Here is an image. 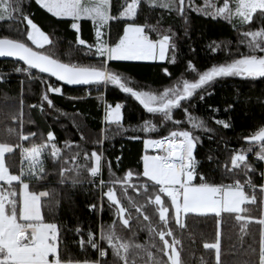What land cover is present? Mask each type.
<instances>
[{
	"label": "trees",
	"instance_id": "obj_1",
	"mask_svg": "<svg viewBox=\"0 0 264 264\" xmlns=\"http://www.w3.org/2000/svg\"><path fill=\"white\" fill-rule=\"evenodd\" d=\"M155 5L141 3L134 19H111L108 24V43L114 44L123 34L126 24L145 27L150 38L156 40L169 35L174 48H169L163 62L111 61L109 70L119 74L127 86L135 91L161 95L164 90L179 87L185 80L196 82L200 74L211 67L231 63L250 52L251 37L245 31L264 29V18L256 13L249 24L241 25L234 19L212 18L203 8L202 0H193L183 14ZM225 0H211L222 6ZM19 5L21 0H12ZM124 0H110V16L121 14ZM175 8V5H173ZM22 12L29 16L45 32L50 43L43 48L34 47L26 39V21L20 11L13 12L12 19L0 21V38L25 42L41 54L49 55L62 63L100 67L105 58L89 55L86 46L79 45L81 38L86 45L95 44L93 23L82 19L80 31L71 28L70 18L53 17L40 8L35 0H23ZM151 28L157 31H150ZM93 53L95 49H92ZM253 54L264 56V52ZM172 57L175 62H171ZM189 63L195 71L189 68ZM18 68L24 71H17ZM24 63L0 58V143L13 146L5 154V165L14 175H20L34 192L46 191L41 198L44 222L57 225L59 231V257L64 261H99L100 264H125L113 254L106 241L100 240L101 232L112 230L119 240L128 245L121 256L127 264H171L168 249L159 233H165L169 244L173 239L179 264H217L216 249H206L205 243H215L219 234L220 264H258L259 249L264 225V162L256 157L261 143L248 144L245 137L254 135L264 127V78L218 77L198 89L181 107L172 110V121H164L161 114H149L133 97L110 84L71 86L36 69L27 70ZM27 70L28 72H26ZM170 73V75L166 74ZM48 84L60 88V93L50 92ZM47 95L51 104L43 99ZM201 96L203 99H201ZM121 102L120 124L103 122L106 103ZM187 109V115L184 111ZM202 125L193 128L192 122ZM148 121L156 131H142ZM179 121L180 123H175ZM216 121L229 125L224 128ZM188 130L199 137L194 150L197 161V178L200 174L213 185L245 184L251 181L255 202L246 204L239 213L183 216L184 227L172 218L174 211L170 198L159 192V186L147 180L142 173L141 156L143 139H159L170 136L172 131ZM54 139L48 141V134ZM27 135V140L21 139ZM44 145L39 157L43 170L37 165L32 175H27L29 161L24 149ZM59 149L56 157L50 155L51 146ZM96 152L102 158L96 177L91 176ZM246 155V164L253 171H245L244 165L232 168L231 158L237 153ZM110 165V166H109ZM231 169V171H229ZM131 172V178H127ZM119 181V182H116ZM115 182V183H114ZM112 189L120 206L125 209V226L117 217V209L108 201L106 193ZM159 195L164 207L169 208L168 222L160 220V205L154 200ZM19 211V196L17 193ZM94 206V207H93ZM147 217V219H145ZM151 229V231L149 230ZM171 231L172 235H167ZM89 233L95 234L100 248L107 251L105 259L88 243ZM85 243L81 245L80 241Z\"/></svg>",
	"mask_w": 264,
	"mask_h": 264
},
{
	"label": "snow or ice",
	"instance_id": "obj_2",
	"mask_svg": "<svg viewBox=\"0 0 264 264\" xmlns=\"http://www.w3.org/2000/svg\"><path fill=\"white\" fill-rule=\"evenodd\" d=\"M31 0H29V3ZM145 0H124L123 10L120 15L111 17L109 15L110 0H87V4L82 0H35V3L42 9H45L53 17L70 18L73 23L71 28L80 31V25L77 23L82 19L93 22L95 28V44L86 45V42L77 38L79 45L88 48L89 55H96L105 58L100 67L80 66L78 64L62 63L57 59L50 58L49 55L34 51L25 42L10 38H0V57H14L23 61L30 70L37 69L40 73H47L59 81L70 85H105L110 84L117 87L121 92L130 95L143 109L149 114H161L164 121H172V110L181 107L182 101L189 100L194 93L210 84L218 77H242V78H264V56L253 54L254 52H264V29L257 31H245V37H251L249 42L250 52L242 55L241 58L234 59L231 63H225L220 66L211 67L199 75L196 82L184 81L182 90L177 88L166 89L161 95L151 92L135 91L132 87L122 80L121 76L106 66L111 61H137V60H165L168 49L175 45L170 43L172 39L169 35H163L162 38L153 40L145 32V27L129 25L124 28L123 35L119 42L111 46L108 42L101 39L103 33L101 28L108 24L111 19H134L137 9ZM147 3L155 5L156 0H146ZM193 0H163L161 7L175 10L183 14L187 5L191 7ZM203 8L197 7L196 11H205L208 8H214V11L206 12L212 18L223 17L227 20L239 18L241 25L249 24L256 13L264 18V0H234V12L229 7V0H225L223 6H217L211 3V0H202ZM175 5V8H173ZM23 0L19 5L12 3V0H0V21L12 19L14 11H20L21 17L26 21L27 41H31L36 48H43L46 43H50L49 37L33 22V20L22 12ZM150 31H157L151 28ZM95 47V52L92 49ZM171 62H175L172 57ZM189 68L195 71L191 63ZM17 71H24L18 68ZM166 74L167 70H165ZM50 91L60 93V88H50ZM45 101L51 104L48 96L43 97ZM201 99L203 97L201 96ZM123 105L117 103L114 107L109 105L106 109L105 119L110 123L120 124L122 119L121 109ZM187 115V109H184ZM189 122H192L191 116H188ZM180 123L179 121H174ZM216 123L228 128L229 125L224 121ZM193 128H201L199 123L192 122ZM142 131H156L155 127L150 126L148 121L144 122ZM27 135L21 134V139L27 140ZM54 136L48 134V141H52ZM252 141L261 142L259 148L258 160L264 161V128H261L251 138ZM146 146H151L163 155H152L144 157L143 176L149 181L159 185V192L164 193L170 198V206L174 211L175 223L184 227L182 214L194 213L197 215L214 214L221 217L222 213H236V220H240L239 213L246 211L241 205L255 202V197L249 198L246 195L243 185L239 181L234 184L216 186L207 182L206 178L200 174L201 183L197 186L193 181L197 178V161L195 160L194 150L199 142V137L194 136L190 131H172L170 136L162 139H148L144 141ZM44 145L40 147L25 148L24 158L29 161L27 175H32L33 169L40 166L43 170L42 162L39 157ZM50 155L58 156L59 149L51 146ZM14 149L0 143V182H6L9 186L14 181L22 183V207L18 211L17 192L9 190L4 192L0 190V264H65L59 257V231L55 223H44L41 212V198L48 195L47 192H30L29 184L22 181V177L11 175L5 166V153H10ZM96 166L91 168V176L96 177L100 171L101 156L96 152L91 153ZM244 165L245 171H253L251 166L246 164V155L243 152L237 153L231 158L232 168H240ZM110 166V165H109ZM231 171V169H229ZM264 176V173H261ZM129 172L127 178H131ZM119 182V181H116ZM115 183V182H114ZM251 184V181H248ZM264 191V188L261 189ZM108 201L117 209L116 215L127 226L128 219L124 218L125 209L120 206L119 200L112 189L106 193ZM156 205H160V220L168 222L169 208L162 205L159 195L154 200ZM94 207V206H93ZM147 219V217H145ZM22 221V222H20ZM264 225V219L258 221ZM151 231V229H149ZM171 236V231L167 232ZM159 237L164 241V248L169 251L168 255L171 264H179L178 253L175 245L179 241L173 239L171 244L165 240V233L160 232ZM100 240L106 241L107 246L113 250L114 256L123 259L127 264V258L121 256V249L125 252L128 245L118 243L119 238L112 230L100 233ZM81 245L85 241H80ZM87 243L99 253L103 260L107 256V251L100 248L96 241L95 234L89 233ZM206 249H216V260L219 262V234L215 243H205ZM50 257L54 258L50 260ZM82 264H100L99 261H87ZM264 264V231L261 234L259 262Z\"/></svg>",
	"mask_w": 264,
	"mask_h": 264
},
{
	"label": "crops",
	"instance_id": "obj_3",
	"mask_svg": "<svg viewBox=\"0 0 264 264\" xmlns=\"http://www.w3.org/2000/svg\"><path fill=\"white\" fill-rule=\"evenodd\" d=\"M82 1H84L85 3H87V0H82ZM109 15H110V5H109ZM72 23H73V21H72ZM71 23V24H72ZM77 23H79V21L77 22ZM93 23V22H92ZM108 24H109V22H108ZM108 24L107 25H105L103 28H101L100 30H101V32L103 33V35L101 36V39L102 40H105L106 42H108V40H107V37H108ZM129 25H132V26H140V27H143V26H141V25H136V24H126L125 26H124V28L125 27H127V26H129ZM93 28H94V26H93ZM123 31H124V29H123ZM123 35V34H122ZM94 36H95V28H94ZM122 37V36H121ZM120 37V38H121ZM160 38H162V37H160ZM159 39V38H158ZM157 40V39H156ZM155 41V40H154ZM119 42V39L115 42V43H118ZM115 43L114 44H112L111 46H114L115 45ZM94 49H95V47H93ZM137 61H148V62H163V61H161V60H159V59H157V60H137ZM50 88H57L56 86H52L51 84L49 85L48 84V90L50 89ZM50 91V90H49ZM50 92H53V91H50ZM117 103H120V104H122L121 102H116V103H106L105 104V106H104V110H103V122H108L106 119H105V115H106V109H107V107L109 106V105H111V106H115ZM121 116H122V109H121ZM164 138V137H163ZM148 139H152V138H145V139H143V152H142V156H141V162H142V173H143V168H144V157L145 156H152V155H163V153L162 152H158L157 150H155V149H153L151 146H146V144H145V140H148ZM160 139H162V138H160ZM9 146H11V145H9ZM12 148H13V146H11ZM6 154V153H5ZM99 155V154H98ZM101 160H102V158H101ZM6 166V165H5ZM93 166L95 167L96 166V162H95V160H94V158H93ZM100 167H101V161H100ZM9 174H11L10 172H9ZM11 175H14V174H11ZM18 176H20V175H18ZM148 180V179H147ZM24 183H27L26 181H23ZM150 182H152V181H150ZM152 183H154V182H152ZM195 185H199V184H195ZM242 185V184H241ZM159 186V185H158ZM216 186H220V185H216ZM160 187V186H159ZM244 188V191H245V193H246V195H248L249 196V198L251 199L252 197H254L250 192H248L247 190V188H245V187H243ZM13 190V191H16L17 193H18V196H19V208L20 207H22V196H21V193H22V183H20V182H17V181H14L13 183H12V185L11 186H9L6 182H0V190H3L4 192H7V191H9V190ZM262 189V188H261ZM29 191L30 192H34V191H32L31 189H30V187H29ZM41 191H43V190H41ZM41 191H39V192H41ZM249 191H251V190H249ZM39 192H35V193H39ZM43 192H46V191H43ZM46 197V196H45ZM43 198V197H42ZM246 204H250V203H246ZM246 204H244V205H246ZM244 205H241V208H243V206ZM185 214H182V217L184 216ZM20 222H22V221H20ZM44 222V221H43ZM44 223H52V222H44ZM51 259H54V258H52V257H50V260ZM65 262V264H82V262H70V261H64Z\"/></svg>",
	"mask_w": 264,
	"mask_h": 264
},
{
	"label": "water",
	"instance_id": "obj_4",
	"mask_svg": "<svg viewBox=\"0 0 264 264\" xmlns=\"http://www.w3.org/2000/svg\"><path fill=\"white\" fill-rule=\"evenodd\" d=\"M34 50V49H33ZM35 51V50H34ZM0 58H8V59H14V60H17L16 58H14V57H0ZM17 61H19V60H17ZM20 62H22L23 63V61H20ZM37 70V69H36ZM44 74H47V73H44ZM47 75H49V74H47ZM50 76V75H49ZM52 77V76H51ZM54 79H56L55 77H53ZM60 82H63V81H60ZM64 83V82H63ZM66 84V83H65ZM68 85H70V84H68ZM71 86H84V85H71ZM262 128H264V127H262ZM258 132V131H257ZM253 136V135H252ZM252 136H248V137H245L244 138V141L246 142V143H248V144H255V143H261V142H259V141H252L250 138L252 137Z\"/></svg>",
	"mask_w": 264,
	"mask_h": 264
},
{
	"label": "rangeland",
	"instance_id": "obj_5",
	"mask_svg": "<svg viewBox=\"0 0 264 264\" xmlns=\"http://www.w3.org/2000/svg\"><path fill=\"white\" fill-rule=\"evenodd\" d=\"M82 2H84V1H82ZM85 3V2H84ZM85 4H87V3H85ZM224 4V3H223ZM223 6V5H222ZM221 6V7H222ZM229 7L233 10V12H234V8H235V4H234V0H229ZM234 20H235V22L236 23H239V18H233ZM37 25V24H36ZM38 26V25H37ZM30 29H28V31H29ZM45 33V32H44ZM46 34V33H45ZM47 35V34H46ZM48 36V35H47ZM50 40V39H49ZM30 43H31V41H29ZM32 44V43H31ZM47 44V43H46ZM45 44V45H46ZM34 47H35V45H33ZM26 72H28L27 70H25ZM57 88H59V87H57ZM166 137H168V136H166ZM165 138V137H164ZM160 139V138H159ZM258 156V154L256 155V157ZM109 191V190H108ZM107 191V192H108Z\"/></svg>",
	"mask_w": 264,
	"mask_h": 264
},
{
	"label": "built area",
	"instance_id": "obj_6",
	"mask_svg": "<svg viewBox=\"0 0 264 264\" xmlns=\"http://www.w3.org/2000/svg\"><path fill=\"white\" fill-rule=\"evenodd\" d=\"M258 156H259V154H258ZM258 156H257V158H258ZM263 162H264V161H263ZM243 187H245V188H247V189H249V190H251V191H252V189H253V187H252L251 185H249L248 182H246L245 184H243ZM261 188H263V186H261Z\"/></svg>",
	"mask_w": 264,
	"mask_h": 264
}]
</instances>
